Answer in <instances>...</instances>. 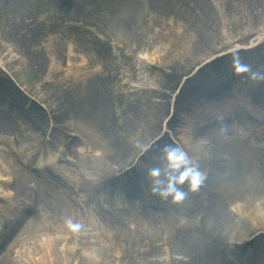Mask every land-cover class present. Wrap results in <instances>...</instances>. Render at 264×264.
<instances>
[{
  "label": "rangeland",
  "instance_id": "374dc122",
  "mask_svg": "<svg viewBox=\"0 0 264 264\" xmlns=\"http://www.w3.org/2000/svg\"><path fill=\"white\" fill-rule=\"evenodd\" d=\"M117 1L121 3L118 8ZM125 1L0 0V84L11 83L19 95H8L9 104L0 105V115L9 128L8 134L0 137V264H80L82 257L94 264H130L129 255L136 256L137 264H179L188 256L175 235L186 224V218L180 216L176 225L167 226L155 197H144V208L134 194L127 196L125 185H120L125 180L123 175L134 171L147 186L149 176L151 185L160 191L158 195H169V191L178 194L196 188L193 184L207 174L199 170L203 167L199 163L192 167L198 173L194 179L186 172H176L174 151L187 165L193 163V155L184 151L183 146L188 144L180 143L198 142L202 160L211 157L224 142H240L246 149L264 144V38L256 42V37L264 34V0H226L221 36L215 31L220 23L215 20L214 9L208 6L206 12L215 36L194 45L186 57L180 55L183 59L176 65L179 73L172 80L168 73L171 68H166L169 56L162 48L170 46L172 39L180 35L177 32L197 27L200 17L182 0L165 6L167 12L165 8L160 12L150 8L149 0H138L133 27L142 41H128L122 24L130 16L123 12ZM204 3L212 4V0ZM52 4L56 6L49 10ZM53 13L62 18H58L57 28L49 31ZM15 26L19 27L21 42L30 43L31 53H36L31 59L35 67L39 64L32 79L33 90L21 81L19 70L26 60L22 43L15 40ZM76 26L96 30L97 39H104L109 48L102 50L101 58L94 57L93 43L79 35ZM248 41L256 44L232 49L234 45L247 46ZM170 51L174 56L182 52ZM219 51L223 55L215 59ZM160 70L166 72V81L163 76H153ZM95 72L97 77L89 80L91 84L95 88L108 84L109 91L115 92V96L106 95L108 103L115 101L116 107L119 100L123 106L130 96L142 101L137 108V124L133 129L130 121L128 124L131 137H141L140 146L121 144L116 146L118 153H109L104 146L87 144V121L82 119L79 124L75 113H71L75 102L67 98L65 88L76 75V81L82 83ZM190 80L195 81L194 85L183 87ZM50 88L57 95L53 104L45 99ZM137 90L139 94L135 95ZM220 90L222 96L217 93ZM216 96L224 99L222 104L217 105ZM57 101L62 104L61 111L56 110ZM204 108V123L207 121L210 127L221 124L224 133L213 138L215 132L209 131L201 141L193 142L190 132L195 123L202 125L199 116ZM55 112L61 115L57 121L51 117ZM156 119L160 125L151 134L138 124ZM160 137L161 143L156 142ZM107 154L118 160L108 162L111 169L99 176L102 171H96L97 161ZM52 156L55 161H51ZM219 157L222 160L216 167L218 180L222 181L226 174L220 176V172L229 167L231 160L225 154ZM199 173L205 176L199 177ZM26 175L30 181L23 187L20 182ZM100 177H110L120 186L113 190L106 183V188L95 190L94 183ZM153 187L147 189L156 191ZM235 211L233 208L231 213L237 218ZM241 224L239 221L234 226L244 230L246 238L248 226ZM223 230L232 241L230 229ZM248 236L243 241L250 252L247 255L264 263V232L254 229ZM141 252L145 254L141 256Z\"/></svg>",
  "mask_w": 264,
  "mask_h": 264
},
{
  "label": "bare ground",
  "instance_id": "6f19581e",
  "mask_svg": "<svg viewBox=\"0 0 264 264\" xmlns=\"http://www.w3.org/2000/svg\"><path fill=\"white\" fill-rule=\"evenodd\" d=\"M174 1L175 0H149V5L150 8L160 12V10L165 8V6L166 8L170 7V3L173 4ZM182 1L184 2V5L192 6L190 11H192L197 17H200V23L197 27L192 29L185 28L182 30V33L177 32L180 35H177L172 39L170 46L162 48L166 52V55L169 56L166 68H171V71L168 72L171 76V80L173 77L176 76L177 78L178 76L179 71L176 69L177 63L186 57V55H189L190 51H193L192 49H194V45L198 44L199 46L203 40L207 41L208 38L213 37V35L215 36L213 22L211 21V17H208L209 15H207L206 12L208 6L214 9L215 20L218 19L217 22L220 23V27L215 28V31H218V35H222V17L225 11L223 7L226 5V0H212V4L208 5L204 3V0ZM125 2V10H123V12L125 14H130V16L126 19V22H123L122 24L123 27H126L127 29L128 41L133 39L141 40L138 38L137 31L133 27L134 17L137 16V9L139 6L138 0H127ZM119 5H121L120 2L117 3L116 8H118ZM54 6H56V4H52L49 7V10H53ZM166 8L165 12L168 11ZM60 9L64 11L65 8L64 6H61ZM60 9H57V11H60ZM23 14L25 13H22V15ZM61 16L62 15L58 14L55 15V13L51 14L48 24L49 31L55 30V28H57V20L58 18L61 19ZM28 17L31 18V10L28 13ZM13 19L17 18L15 17ZM76 28L79 29V35L86 37V39H90L93 43V50L96 49L94 57L98 56L101 58L99 54L102 52V50L105 51L109 48L103 41L104 39L101 37L100 39H97V36L94 33L96 30L90 31L80 26H76ZM13 33H15V35L19 33L18 26L13 27ZM262 38H264V34L258 35L256 37V42L258 40L260 41ZM15 40L19 41V43H22L24 48L22 53L25 55L26 60L25 66L23 64V68L19 70L22 78L21 81L28 89H32L34 86L32 84V79L39 69V64L36 63L35 67V63L31 61V59L36 56V53H31L30 43L27 44L21 42L19 34L15 37ZM255 44L256 43L252 41H248L247 46L234 45L232 49L251 48ZM137 47L139 46L136 45V48ZM170 49H180L182 52H179V55L174 56ZM180 55L183 56V58H180ZM222 55L223 52L219 51L214 56L215 59H219L222 57ZM187 58L192 61L190 56ZM190 61L186 67L189 66ZM146 72L147 74H151V70L149 69H146ZM76 76L72 81L69 82L65 90L67 91V98L75 102V105H73L74 111L71 110V113H75L77 121L79 122L80 120L79 124H82V119L87 121V144H92L93 146H104L109 149V153H118V147L116 146L121 144H136V147L140 146L139 144L142 143L141 137L139 136L137 139H135V137L134 139L131 137V134H133L131 129H133V127L138 122L136 120V114L139 113L140 110L137 111V108L142 102H137L138 96H130L126 98L124 101L126 106H122V103L120 104L119 100H117L116 103H118V105L115 107V101L108 103L106 99L107 94L110 97L112 95L115 96V92L109 91L110 86L108 84L107 86H100V88H95V85L91 84V81H94L93 79H96L95 77H97L96 72L93 73L91 79L87 78L82 83L80 81H76L78 79ZM153 76H163L162 80H167V74L163 70H160V73L154 72ZM194 83L195 81L193 82L191 80L185 81L183 87L193 86ZM169 84L170 83L166 85L168 86ZM168 87L171 88V84ZM217 93L221 96L223 95L222 90L217 91ZM11 94H13L14 97L19 96L11 83L5 81L4 84H0V105H8V95ZM47 94L45 99H48L50 104H53L55 99L54 96H57L56 93L52 92L50 88V94ZM138 94L139 90L135 91V95ZM216 98L219 100L217 101V105L222 104L220 102L224 99L218 96H216ZM80 101H82V103H80ZM61 105L62 104H59L57 101L56 110L61 111ZM28 111L29 110H27V112ZM208 114H211V112ZM1 116L3 117V115H0V137H3L4 134H8L9 128ZM51 117L57 121L59 118H61V115L59 113L56 114L55 112L51 114ZM202 117H207L206 110L199 116V120L203 122H201L202 125H199L197 122L191 129L190 133L192 136H194L192 137L193 142H196L197 140L201 141L203 136H208L209 131L215 132V136L213 138H219L222 136L224 132L221 124L214 123V126L210 127L207 121L204 123L205 119ZM38 119L40 122L39 117ZM129 121L131 129L128 128ZM138 124L140 125L142 131H145L147 128L151 134L155 132L156 128L159 127L160 121H157L156 119L152 120L148 124H146L144 121H140ZM29 130H31V128H29L28 131ZM156 142L161 143V137L158 138ZM191 143L192 142L190 141L183 142L180 143V145L188 144L186 147H183L186 153H188L190 156L193 155L191 157L193 161L192 165L189 166L183 162L182 158L178 155V152L174 151V166L176 172L182 171V173L186 172L193 176V165L196 163L203 165V167L201 166V168L198 169L201 172H207V174L202 182H196L194 184L196 188H190L187 192L181 191V193L178 194L169 191V195L164 192H161V195H158V190L151 185L152 179L148 176V180H150L148 183H150V186H147L145 180H143V178L137 175L134 171L126 172L123 175V179L125 180H123L124 182H122L120 185L124 184L127 196L134 194L136 199L144 208L147 203V200L144 199V197H155V201L157 200L156 204L160 205V211H164L163 215L166 218L167 226L176 225V223L179 221L178 217L180 216L186 218V224L182 230L178 231L175 235V238L178 239L182 250H184L188 256L186 260L179 264H264L259 261H254V256H249L250 252L245 246L246 242L243 243V241L248 240V234L254 231V229H261L264 232V173L262 174L264 171V144L256 143L255 145H252L251 148L246 149L240 142H224L222 145L219 144V148L212 152L211 157L202 160L201 154H199L201 149L200 145L197 144L198 142L193 144ZM224 148L225 151L222 152ZM108 154L107 156H104L103 160H96L97 166L99 165L96 168V171H102L98 173L99 176H103L107 169H111L108 162L118 160V157L116 159L115 156H108ZM223 154H225V156L228 155V158H230L231 162L229 163V167L226 170L220 172V176L226 174L225 179L219 181V170L216 166L219 165L220 161L222 160V158L219 156ZM176 156H178L179 159H177L178 157ZM29 177L30 176L28 175L24 176L20 182L23 187H27L26 183L30 181ZM106 179L107 178L103 179L102 177L97 178L96 182L94 183L96 186L93 187V189L100 190L102 186L103 188H106V183H108L113 190L116 189V186H120L119 184L114 183L116 181H111L112 179L110 177L107 180ZM137 180L139 182H137ZM182 184L186 185V182H183ZM151 187H153L156 191H150L147 189ZM135 188L136 191L134 192ZM184 189L186 188L184 187ZM3 193H5L6 196H9L8 190L5 189ZM24 195L25 194H22V196ZM230 204H232L233 208L236 209L235 213L238 215L237 218H235L233 213H231L233 208L229 207ZM126 209L127 211L130 210L129 207ZM260 211L263 213V215L260 214ZM239 221L242 222L241 227L245 225L248 226V231L245 233L246 238L243 237L242 232L244 230L238 231L239 229H236L234 226ZM29 227V225H26L25 228ZM224 227H228L231 233H233L232 241L228 240L227 234H225L223 230ZM256 237L258 236H254L252 238ZM21 253L23 255V251ZM247 253H249V255H247ZM140 254L143 256L145 253L141 252ZM24 257L26 258V256ZM103 258L104 257H101L102 260ZM128 259L130 260V264H137L136 256L129 255ZM9 261L11 262V259ZM79 263L94 264L93 261L83 257L80 258ZM95 263L98 264L96 261ZM147 264L152 263L148 262Z\"/></svg>",
  "mask_w": 264,
  "mask_h": 264
}]
</instances>
